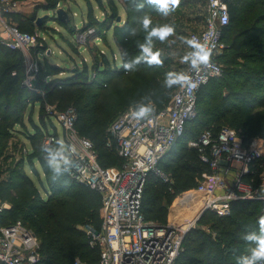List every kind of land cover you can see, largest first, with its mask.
Here are the masks:
<instances>
[{
  "label": "trees",
  "instance_id": "trees-1",
  "mask_svg": "<svg viewBox=\"0 0 264 264\" xmlns=\"http://www.w3.org/2000/svg\"><path fill=\"white\" fill-rule=\"evenodd\" d=\"M105 1L106 11L102 0H95L103 10L100 18L91 13L88 4L86 22L80 29L70 28V32L73 35L86 33L84 49L89 42H107L106 34L110 33L121 60L119 68L115 58L109 60L105 52L98 49L89 68L85 64L82 68L75 64L65 78H56L57 72L47 74L42 69L36 74V88L42 89L41 97L23 85L22 53L0 45V203L9 206L0 213V225L18 221L30 229L38 240L39 264H73L76 259L82 264H96L98 251L88 248L81 229L89 226L98 230L101 223L99 196L70 181L61 165L57 171L46 158L52 145L58 151L61 148L58 142L49 147L42 145L51 126V119L45 117L44 103L56 95L57 108L75 110V130L91 142L102 168L112 167L118 161L122 165V160L106 147L108 126L130 105L141 108L148 103L157 107L167 104L180 84L167 86V74L183 76L179 71L182 66L173 62V55L183 51L190 32L199 30L203 24L204 0H181L168 15L155 11L146 0ZM57 4L61 1L54 0L45 10L53 13ZM226 4L229 22L221 29L226 49L217 61L222 60L224 70L219 77L228 79V82L223 80L228 92L210 93V87L220 81L218 78L211 79L197 91L195 118L185 124L182 136L158 164L170 177L172 185L162 183L156 175H150L145 183L141 211L147 221L166 224L167 210L174 199L195 188L201 174L207 172L197 151L187 147V142L202 131L212 129L215 132L221 126H228L246 141L264 140V92L261 91L264 90V0H226ZM18 14L16 11L6 17L13 16L16 20ZM144 15L152 18L153 27L169 24L175 29L164 41L152 38V49L160 54L159 65L149 64L142 58L141 45L148 43L150 31L144 30L140 23ZM58 22L67 29L68 21ZM18 23L16 26L23 32L41 30L35 24ZM45 46L44 42L43 47L37 49L43 56L47 53ZM107 47L110 54H114L109 43ZM75 50L77 52V48ZM138 57L141 59L136 62ZM128 63L132 67L126 70L124 64ZM47 69L58 71L60 68L47 64ZM48 77L47 88L43 84ZM232 79L235 82H231ZM201 99L207 105L199 110ZM256 108L261 111L255 112ZM33 109L37 111V121L33 120ZM25 110L30 112L23 121ZM27 122L30 131L25 128ZM212 124L216 126L210 127ZM15 126L21 128L30 147V150L22 148L18 157H15L16 144H8V139L18 132ZM52 129L55 133L53 126ZM24 164L37 178L44 197L26 174ZM261 216H264V203L256 202H233L226 217L204 212L194 228L185 234L174 264H238L239 259L249 255L255 247L244 237L250 233L259 234L257 221Z\"/></svg>",
  "mask_w": 264,
  "mask_h": 264
},
{
  "label": "built area",
  "instance_id": "built-area-1",
  "mask_svg": "<svg viewBox=\"0 0 264 264\" xmlns=\"http://www.w3.org/2000/svg\"><path fill=\"white\" fill-rule=\"evenodd\" d=\"M18 7L17 0H0V45L22 53L23 85L43 97L36 88V61L37 49L43 47L45 40L39 30L23 32L8 22L6 16L16 12ZM59 9L60 4H57L53 14ZM203 9V24L189 34V47L181 56L185 80L180 82L167 104L162 107L146 104L143 107L152 111L140 119L134 115L140 108L130 107L108 126L106 147L122 160L121 167L102 168L98 164L91 142L75 130L76 112L72 107L59 112L48 105L44 107L48 118L61 126L62 140L56 132L45 134L43 147L58 142L60 153L68 161L67 164L60 161L68 179L100 198L99 229L89 226L81 229L88 248L98 251L96 264H174L185 234L194 228L204 212L226 217L233 202L264 203V140L246 141L235 129L221 126L215 132L205 129L187 142V147L196 150L200 163L207 167L195 188L174 199L191 200L179 208L178 217L190 209L193 215L180 224L159 225L145 220L141 211L143 190L150 175L172 185V180L158 164L182 136L185 124L195 118L199 88L222 73L217 58L226 49L221 37V29L229 21L226 0H204ZM85 36L76 33L77 44H83ZM201 46L210 57L207 63L193 64ZM169 191L173 192L171 187ZM8 208L0 204V213ZM37 250V237L20 222L0 225V264H39ZM73 264L81 263L76 259Z\"/></svg>",
  "mask_w": 264,
  "mask_h": 264
},
{
  "label": "rangeland",
  "instance_id": "rangeland-1",
  "mask_svg": "<svg viewBox=\"0 0 264 264\" xmlns=\"http://www.w3.org/2000/svg\"><path fill=\"white\" fill-rule=\"evenodd\" d=\"M17 1L19 3L18 17L16 18V20H14L13 16H10L8 18V22L14 25H19L18 22H22V21L28 25L35 24L37 27L41 28L40 36H43L45 40V45H46L45 48L47 49V53H45L44 56L41 53L37 55V58L39 60V61L38 60L36 61L38 64L37 74H39L43 69V72H48L47 74H54L55 72H57L56 78H65L66 76H69V73L71 72L70 70L75 64L80 68H82L83 64H85L87 68H89L92 58L96 56L98 49L105 52L109 60L115 58V63H116L117 68L120 67L121 60H120L118 53L116 52L115 48L112 45L113 43L111 40L110 33L106 34L107 42L105 40H102L101 42L99 40H96L95 43L89 42L87 44V48L84 49L81 43L78 42L77 44V38H75V35H73L74 33L71 34L70 32V28L75 29V26H76L77 29H80L81 25L86 22L87 14H88V4L91 6V13L98 18L101 17L103 10H101L99 6H97V3L95 2V0H87L88 2H86V0H60L61 1L60 9H63L66 14V17L63 19V21H68L66 23V28L68 30L60 25V23L58 22L60 20H58V18L55 15H53L51 11L45 10V6L47 4H51L54 0H17ZM102 3L104 5V10L105 11L108 10L106 6V1L102 0ZM36 22L38 23V25L36 24ZM107 43H109V45H111V47L113 48L112 50L114 54H110L111 50L109 47H107ZM72 45L73 47L77 48V52L75 48L72 47ZM188 46L189 44L186 42L184 44L183 51L178 53L175 56L173 55V62L177 66H182V68L179 70L182 74H183V63L181 61V56ZM32 57L35 59L36 55L35 57L34 55H32ZM43 57L45 58L43 59ZM221 61L219 62L221 69H222V73L220 76L223 75V70H224V66ZM47 64L54 66L56 68H60V69H58V71L47 69ZM253 66L255 65H251V67ZM49 78L50 77L45 78V80L47 81H44L45 83L43 84L44 87L48 86L47 82ZM217 80H220V81H216V83H214V85L210 87V93L213 94V93L219 92L222 94H227L228 89L225 88L224 82H223V80H226V78L218 77ZM238 80H242V79H238ZM226 81L228 82V79ZM231 82H235L234 79H232ZM216 86H220V87H218L217 89L215 88ZM40 91H42V89H40ZM261 91L264 92V90H261ZM55 97L56 95H53L52 98H49L48 101L44 103V107L48 105L54 112L62 111L60 110L59 107H58L59 109L56 107L58 100H55ZM196 98H197V95H196ZM206 105H207V102L201 99L200 104H199V110L206 108L205 107ZM130 107L140 108L138 106L130 105L125 110H127ZM254 111L258 112V111H261V109L256 108ZM29 112L30 110H25L23 121H26L25 118L26 116H28L27 114ZM32 117L34 121H37L36 120L37 118L36 109H33ZM45 117H46V112H45ZM25 124H26L25 125L26 130L30 131L31 130L30 124H28V122ZM52 126L55 129L54 131L56 132V135L62 140L61 126L55 120H51V126L48 127L49 133H54ZM213 126H216V125L212 124V126L210 127H213ZM15 130H17L18 132H16L17 134L15 133L14 137L8 139V144L9 143L16 144L17 151L15 153V157H18L20 156V153L22 152L21 150L22 148H26V150H30V147L28 143L24 140V137L21 133L22 132L21 128L18 126H15ZM22 144H24V146H22ZM49 150H51L53 153L60 152L58 151L57 147L54 145H52ZM46 158L50 160L49 151H48ZM34 166L36 167L35 163H34ZM121 166H122L121 162L118 161L117 163H114L112 167L119 168ZM24 170L26 174L30 177L32 182L37 186L40 192V195L44 197L43 192L38 186L37 178L33 174H31L30 168L26 164H24ZM40 178H42L41 175H40ZM0 204H6V203H0ZM172 204L169 206V208L172 206ZM169 208L167 210V215L169 213ZM190 214H191L190 211H185L183 213L182 218L188 217Z\"/></svg>",
  "mask_w": 264,
  "mask_h": 264
},
{
  "label": "clouds",
  "instance_id": "clouds-1",
  "mask_svg": "<svg viewBox=\"0 0 264 264\" xmlns=\"http://www.w3.org/2000/svg\"><path fill=\"white\" fill-rule=\"evenodd\" d=\"M146 2L154 6L155 11L163 15H168L180 5L181 0H146ZM140 7H143V5H140ZM226 21L227 17L224 18V22ZM140 23L144 30L148 31L150 29L147 36L148 43L141 45L143 52L142 58L146 59L149 64L159 65L161 64L160 54L158 51H153L152 38H157L160 41H164L174 34L175 29L169 24L153 27V21L149 15H144L141 18ZM209 57L210 53L206 51L203 46H201L197 51L196 58L193 59L192 63H207ZM140 59L141 57H138L136 62H139ZM131 67V63L124 64V68L126 70L131 69ZM183 80H185V77L176 76L172 73H169L166 77V84L167 86L171 87ZM150 111L152 110L147 107H141L136 113H134V115L137 119H140L146 116V114ZM48 151L50 155L49 162L56 168L57 171L60 169V161H63L65 164L68 163L66 158L60 152L53 153L51 150ZM257 223L259 225V234L250 233L244 237L245 240L254 243L255 247L251 249L249 255L242 256L239 259L238 264H264V216L259 217Z\"/></svg>",
  "mask_w": 264,
  "mask_h": 264
},
{
  "label": "bare ground",
  "instance_id": "bare-ground-1",
  "mask_svg": "<svg viewBox=\"0 0 264 264\" xmlns=\"http://www.w3.org/2000/svg\"><path fill=\"white\" fill-rule=\"evenodd\" d=\"M189 201H191L190 200V198H183V199H179V198H177L174 202H173V204H172V206H171V208H170V219L172 218V216H173V214H176L177 213V211L179 210V208L182 206V205H187L188 203H189ZM193 210L192 209H190V212H191V214L188 216L189 218L193 215V212H192Z\"/></svg>",
  "mask_w": 264,
  "mask_h": 264
},
{
  "label": "crops",
  "instance_id": "crops-1",
  "mask_svg": "<svg viewBox=\"0 0 264 264\" xmlns=\"http://www.w3.org/2000/svg\"><path fill=\"white\" fill-rule=\"evenodd\" d=\"M18 11V10H17ZM171 208V207H170ZM170 208H169V213L167 215V222H170V223H177V224H180L182 222H184V219H186L187 217L185 218H182V217H178V214H173L172 218L170 219ZM178 212V211H177Z\"/></svg>",
  "mask_w": 264,
  "mask_h": 264
},
{
  "label": "water",
  "instance_id": "water-1",
  "mask_svg": "<svg viewBox=\"0 0 264 264\" xmlns=\"http://www.w3.org/2000/svg\"><path fill=\"white\" fill-rule=\"evenodd\" d=\"M56 17L58 18V20L63 21V19L66 17V14L63 10H57L56 12ZM116 21H119V17L116 19ZM36 24L38 25V23L36 22Z\"/></svg>",
  "mask_w": 264,
  "mask_h": 264
}]
</instances>
